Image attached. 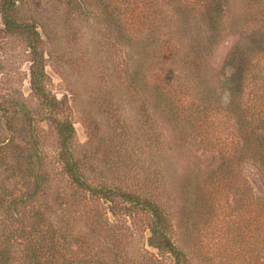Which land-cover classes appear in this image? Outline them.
I'll use <instances>...</instances> for the list:
<instances>
[{
	"label": "rangeland",
	"instance_id": "374dc122",
	"mask_svg": "<svg viewBox=\"0 0 264 264\" xmlns=\"http://www.w3.org/2000/svg\"><path fill=\"white\" fill-rule=\"evenodd\" d=\"M6 1L0 243L11 229L29 236L40 225L62 232L59 251L72 259L174 264L150 241L152 216L121 198L131 193L162 208L191 264H261L264 170L252 158L224 168L223 156L241 142L224 89L242 58L252 72L239 113L264 116V0H11L12 17L33 34L6 29ZM34 48L53 109L32 86ZM189 79L209 87L206 101L185 93ZM163 86L173 99L157 92ZM54 118L74 125V159L100 194L65 173Z\"/></svg>",
	"mask_w": 264,
	"mask_h": 264
},
{
	"label": "trees",
	"instance_id": "16d2710c",
	"mask_svg": "<svg viewBox=\"0 0 264 264\" xmlns=\"http://www.w3.org/2000/svg\"><path fill=\"white\" fill-rule=\"evenodd\" d=\"M11 0H7L3 10V20L6 29L10 33H29L33 34V31L28 26H24L18 24L14 18L12 17V8L9 4ZM208 14H211V8H205ZM37 35V33H34ZM34 54L38 59L39 55L34 48ZM251 57V56H250ZM251 58L247 59L242 58L241 64L238 65L233 75L226 80V94H228L229 104L228 109L225 110L227 113L233 114L235 117L238 130L241 132V142L238 143L233 149L224 154L223 159V167H238L241 163V159L252 158L259 162L261 168L264 170V116L262 118H258L256 116L251 117V121L246 120L239 112L242 109L241 103L238 101H242L243 96L245 95L248 88V76L252 72L251 68ZM147 71V72H146ZM146 73H150L151 69L149 66L146 68ZM32 76V86L35 92L41 97L47 107L53 109L57 106L58 102L52 99L48 93H46L44 80L46 78V71L43 66L42 60H36L32 65L31 70ZM179 86V85H178ZM181 86V85H180ZM185 88V93L190 90L195 93V90H198L197 87H194V81L192 79L186 80L183 85ZM197 88V89H196ZM158 93H162L164 96L168 94V96L173 99V90L166 89L164 86L158 88ZM205 91L198 90L201 94L197 93L204 102L207 100L209 96V87L205 88ZM153 93L155 91H152ZM184 93V94H185ZM193 95V94H192ZM196 95V96H197ZM264 96V95H263ZM260 100V97H256ZM225 104V105H227ZM264 106V102H263ZM262 107V106H261ZM22 111H25L24 106H21ZM262 110L261 108H259ZM208 115V110L205 111ZM201 113V112H199ZM262 113V111H261ZM243 114V113H242ZM264 114V113H263ZM244 115V114H243ZM259 116V115H257ZM53 123L56 127V131L61 139L62 144V152H63V165L65 169V173L70 177L73 184L79 187L83 191H89L92 195H98L101 192H98V188H93L89 182L86 180L84 174L80 170V166L77 161L74 159V154L72 152V145L75 138V127L68 120H59L58 118H54ZM103 191V190H100ZM121 198L133 204L135 207H140L148 214L152 216L151 226H152V236L151 243L153 247L158 249L162 254L171 255L174 259V264H191V260L186 253L181 251L174 242V237L172 236V232L169 228L170 223L164 214L162 208L156 203L149 199H144L142 196L131 194V193H122ZM258 221L261 224L262 228H264V203L260 202V207L258 209ZM36 219L42 218L40 212L36 215ZM42 223V222H38ZM39 228L35 227L33 234L29 236H16V233L19 232L18 229H11L9 231V236L6 239H3V243H0V264H108V262L104 261L101 263L99 260L94 259V256H75V259H72L66 255H63L60 252L61 245L58 242L61 239L60 231H55L54 229L44 230L40 225ZM55 231V232H53ZM59 232V234H58ZM264 234V232H262ZM261 234L259 247L260 250L258 253L263 255L264 257V235ZM18 237H20L25 244V258L20 262H17L15 257L12 256V248L15 246H21L19 242H17ZM59 238V239H58ZM19 241V240H18ZM261 257V256H260ZM261 264H264V260L260 258ZM47 261V262H45ZM106 262V263H105Z\"/></svg>",
	"mask_w": 264,
	"mask_h": 264
}]
</instances>
